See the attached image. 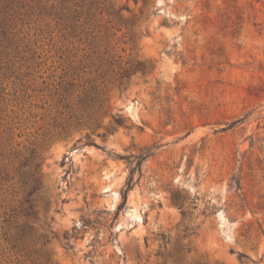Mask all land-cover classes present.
<instances>
[{"label": "rangeland", "instance_id": "1", "mask_svg": "<svg viewBox=\"0 0 264 264\" xmlns=\"http://www.w3.org/2000/svg\"><path fill=\"white\" fill-rule=\"evenodd\" d=\"M0 264H264V0H0Z\"/></svg>", "mask_w": 264, "mask_h": 264}, {"label": "trees", "instance_id": "2", "mask_svg": "<svg viewBox=\"0 0 264 264\" xmlns=\"http://www.w3.org/2000/svg\"><path fill=\"white\" fill-rule=\"evenodd\" d=\"M130 76V70H126L122 73L121 76V82L120 84H123V80L125 78H128ZM149 153L148 152H142L139 155H131L132 157H134L137 161H130V174L128 176L126 185L124 187V189L122 190V197H123V204H125L127 202L128 199V195L129 192L133 189L134 185H135V177L137 174H142V165L144 160L148 157ZM38 166V165H37ZM30 180H31V190L28 193V198H27V202L29 203V207L30 209H34V206L31 203L30 197L32 195H34L35 193L41 191L43 189V183L40 180V177L38 176L37 173H33L30 175ZM32 211V210H31ZM29 215H36V212H32L29 213ZM24 232H26V229H23Z\"/></svg>", "mask_w": 264, "mask_h": 264}]
</instances>
